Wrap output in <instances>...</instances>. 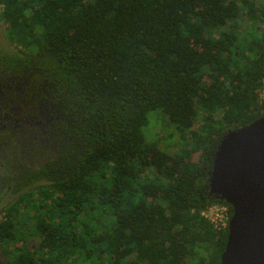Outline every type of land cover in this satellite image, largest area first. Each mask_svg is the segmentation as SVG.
<instances>
[{"label":"trees","instance_id":"obj_1","mask_svg":"<svg viewBox=\"0 0 264 264\" xmlns=\"http://www.w3.org/2000/svg\"><path fill=\"white\" fill-rule=\"evenodd\" d=\"M0 22L27 118L0 136L8 264H220L209 175L264 115V0H0Z\"/></svg>","mask_w":264,"mask_h":264},{"label":"water","instance_id":"obj_2","mask_svg":"<svg viewBox=\"0 0 264 264\" xmlns=\"http://www.w3.org/2000/svg\"><path fill=\"white\" fill-rule=\"evenodd\" d=\"M209 176L211 196L233 209L220 264H264V115L223 137Z\"/></svg>","mask_w":264,"mask_h":264},{"label":"flooded vegetation","instance_id":"obj_3","mask_svg":"<svg viewBox=\"0 0 264 264\" xmlns=\"http://www.w3.org/2000/svg\"><path fill=\"white\" fill-rule=\"evenodd\" d=\"M0 27L5 31V26L0 22ZM5 33V32H4ZM3 33V35H4ZM5 37V36H4ZM1 39V37H0ZM9 42L7 41L6 48ZM11 46V45H10ZM9 50L11 48L8 47ZM6 50V49H5ZM0 51V57H3L5 53ZM12 79L9 77H3L0 75V136L6 132H10L11 128L15 131L12 135L16 133H23L22 123L26 122V114L23 111L22 103L20 104V90L17 86L12 87ZM20 83V82H19ZM22 102V99H21ZM4 104H9L11 108L4 107ZM6 110L7 112H3ZM20 128V130H18ZM2 133V134H1ZM4 141V138L0 137V142ZM6 144H0V200H6V185L11 183L10 175L5 172V156L7 148ZM9 190V189H8ZM0 264H8L7 257L4 253L3 247L0 245Z\"/></svg>","mask_w":264,"mask_h":264},{"label":"rangeland","instance_id":"obj_4","mask_svg":"<svg viewBox=\"0 0 264 264\" xmlns=\"http://www.w3.org/2000/svg\"><path fill=\"white\" fill-rule=\"evenodd\" d=\"M4 29L0 27V51L5 53L8 50V47L6 48L7 44V39L3 35ZM9 46V45H8ZM14 46H9V48H13ZM4 107H7L8 109L11 108L9 104H4ZM3 112H7L4 110ZM1 114V113H0ZM2 115V114H1ZM162 115L159 111L157 112H152L149 115V123L148 125L144 128V136L146 139V142L156 144L158 147L163 149L164 151H167L170 154L176 153L177 149L174 144L175 139L166 137L170 133L167 131L162 123V120L159 119V121L156 120V117ZM165 127V128H163ZM164 131V132H163ZM173 145V146H172ZM2 217V214H0V219Z\"/></svg>","mask_w":264,"mask_h":264},{"label":"built area","instance_id":"obj_5","mask_svg":"<svg viewBox=\"0 0 264 264\" xmlns=\"http://www.w3.org/2000/svg\"><path fill=\"white\" fill-rule=\"evenodd\" d=\"M203 215L210 220L216 228H228L231 216L225 205L215 204L208 207Z\"/></svg>","mask_w":264,"mask_h":264}]
</instances>
